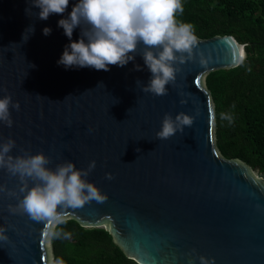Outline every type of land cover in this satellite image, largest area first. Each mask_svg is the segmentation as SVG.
Masks as SVG:
<instances>
[{"label": "water", "instance_id": "95a60500", "mask_svg": "<svg viewBox=\"0 0 264 264\" xmlns=\"http://www.w3.org/2000/svg\"><path fill=\"white\" fill-rule=\"evenodd\" d=\"M77 2L40 20L30 0H0V98L19 103L18 111L9 108L12 126L0 122V144L14 140V157L43 153L52 169L72 162L87 170L95 162L85 179L107 198L58 210L85 228L107 230L137 264H201V257L264 264V174L219 156L203 84L209 72L240 65L243 45L232 36L197 39L193 58L173 65L179 71L167 95L155 96L142 91L151 78L142 42L133 61L108 71L57 63L81 38L80 27L71 41L58 27ZM30 26L34 32L25 34ZM181 112L192 126L157 138L165 114L175 119ZM21 186L0 169V228L8 237L0 241V264H52L46 222L9 210L26 194Z\"/></svg>", "mask_w": 264, "mask_h": 264}, {"label": "clouds", "instance_id": "9594fccd", "mask_svg": "<svg viewBox=\"0 0 264 264\" xmlns=\"http://www.w3.org/2000/svg\"><path fill=\"white\" fill-rule=\"evenodd\" d=\"M30 3L40 10L36 14L38 18L47 20L50 14H63L69 0H30ZM183 11L182 0H78L69 16L58 21V27L63 28L70 41L74 29L80 27L81 38L65 46L57 63L66 69L75 66L108 71L110 65L124 67L133 61L142 42L145 48L141 56L151 72V78L142 91L155 96L167 95L166 85L175 82L179 71L173 65L191 60L197 44L193 25L176 19L177 14ZM26 13L32 15L31 8L26 9ZM33 32L34 27L30 26L25 34ZM43 34L50 35L51 29L45 27ZM135 69L141 70L140 65ZM136 83L140 85L141 81ZM10 106L19 110V103H14L11 96L0 98V122L8 127L13 123ZM221 119L232 122V117L225 113H221ZM192 123L193 118L182 112L175 119L165 114L162 128L156 136L168 139L177 131L183 132L186 126L191 127ZM14 147L15 141L11 138L0 144V169L18 176L22 184L20 192L26 194L16 208L10 207L9 210H20L33 221L46 222L50 236L70 239L71 233L56 230L67 222L63 211L58 209L78 208L86 202H103L107 198L85 179L95 168V162L87 170H77L72 162L58 164L52 169L47 167L51 163L50 158L43 153L14 157L9 154ZM107 179H112V176L108 174ZM29 180L35 182L30 188ZM5 190L0 187V192ZM5 231L0 228V241H7ZM200 261L201 264H209L203 257ZM54 264H64V261L56 259Z\"/></svg>", "mask_w": 264, "mask_h": 264}, {"label": "trees", "instance_id": "16d2710c", "mask_svg": "<svg viewBox=\"0 0 264 264\" xmlns=\"http://www.w3.org/2000/svg\"><path fill=\"white\" fill-rule=\"evenodd\" d=\"M176 19L193 25L198 40L232 36L243 45L235 68L204 76L212 105L214 147L222 158L236 160L264 174V0H182ZM221 113L232 122L221 119ZM57 227L70 239L49 236L51 262L64 264H137L104 228H85L74 219Z\"/></svg>", "mask_w": 264, "mask_h": 264}]
</instances>
